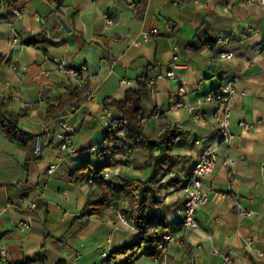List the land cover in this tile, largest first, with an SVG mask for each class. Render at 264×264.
Returning <instances> with one entry per match:
<instances>
[{
	"label": "crops",
	"instance_id": "obj_1",
	"mask_svg": "<svg viewBox=\"0 0 264 264\" xmlns=\"http://www.w3.org/2000/svg\"><path fill=\"white\" fill-rule=\"evenodd\" d=\"M10 3L15 10L7 15ZM152 28L160 32L145 38L143 33ZM224 50L235 56L212 60ZM57 57L73 67L88 66L85 86L57 69ZM148 63L154 67L145 99L146 133L158 135L163 124L184 131L175 153L186 158L166 176L170 183L159 211L169 229L164 234L176 238L161 246L163 254L169 264H264V13L247 0H0V97L23 114L20 127L36 135V146L40 135L45 146L37 152L40 159L27 163L28 150L20 140L0 130V264L42 249L51 264H120L132 254L133 264H163L161 255L143 254L145 248L107 260L134 243L140 230L124 221L122 204L101 215L89 214L90 192L99 195L100 188L81 168L97 161V146L104 143L106 123L99 118L104 98L122 99ZM174 63L177 77L162 76ZM229 78H235L237 89L232 103L235 138L225 145L218 143L214 103L202 105L201 119L190 105ZM181 84L188 88V105L172 109ZM90 86L97 89V101L86 99ZM55 117L75 127L76 152L71 156L43 134ZM242 121L257 125L246 130ZM209 147L221 159L204 177L210 197L198 211L199 229H184L185 179ZM226 156L233 159V177L223 164ZM133 157L130 165L110 167L111 179H147L152 171L142 167L147 153L137 150ZM241 206L256 213L243 216ZM249 239L257 250L248 247Z\"/></svg>",
	"mask_w": 264,
	"mask_h": 264
},
{
	"label": "trees",
	"instance_id": "obj_2",
	"mask_svg": "<svg viewBox=\"0 0 264 264\" xmlns=\"http://www.w3.org/2000/svg\"><path fill=\"white\" fill-rule=\"evenodd\" d=\"M13 2V1H12ZM14 3V2H13ZM13 3L8 5V14L15 10ZM33 42L27 41L26 43ZM154 65L148 63L141 77L136 80V86L126 89L122 99L114 96L104 98V104L115 108L114 117L106 126L104 143L97 146L100 150L95 162H88L81 167L87 172L90 183L100 188L99 195L90 192L87 203L90 215H101L111 206H121L126 219L132 221L140 230L139 238L129 245L109 254L107 260L129 250L145 248L143 254L162 257V247L166 242L164 232L168 225L159 216V211L166 200L164 188L170 183L166 176L172 174L176 167L185 160V156L175 153V147L184 131L176 125L163 124V130L151 137L146 133L142 117L147 111L145 99L151 85V72ZM23 114L8 108L5 99L0 97V130L9 139L20 140L28 150V161L40 159L42 156L36 150V135L22 129L20 120ZM45 146L41 143L40 152ZM103 148V149H102ZM137 150H143L148 157L143 161V168H151L147 179L133 175H121L106 179L104 170L112 166L130 165ZM172 182L176 179L171 177ZM133 254L120 264H133ZM6 264H51L48 255L42 249L33 256L19 261L6 259Z\"/></svg>",
	"mask_w": 264,
	"mask_h": 264
},
{
	"label": "built area",
	"instance_id": "obj_3",
	"mask_svg": "<svg viewBox=\"0 0 264 264\" xmlns=\"http://www.w3.org/2000/svg\"><path fill=\"white\" fill-rule=\"evenodd\" d=\"M199 1V0H196ZM249 3H257L262 6L264 13V0H247ZM160 31L158 28H152L149 31L143 33L145 38H149L153 34H158ZM235 56V52L232 50L221 51L217 56H213L212 60L217 59H231ZM55 62L57 64V69L70 74L80 85L85 86V71H89L87 65L81 67H73L68 64L64 58H56ZM178 63H174L162 76H166L171 79L177 77L175 72V67ZM45 74H49V71H45ZM122 83H127L126 80H122ZM236 80L235 78H229L222 82V84L214 91L209 92L205 97L201 98L197 105H190L195 118L201 119L202 112L201 107L205 102L214 103V118L216 119L218 127V143H224L225 145H230L234 138L235 133L232 131V114H233V100L236 94ZM188 88L181 84L177 91L174 100L169 105L172 109H178L187 106L188 103L185 101V95ZM86 99L89 101H97L99 99L97 89L94 86L88 87L86 90ZM115 108L105 106L100 113L99 118L106 123V126L110 124L111 119L114 117ZM145 121V117H142ZM241 125L244 129L249 130L256 127L257 121H242ZM75 132V127L68 119L63 117H55L44 125L43 134L46 138L54 140L58 147L66 153V156L73 155L76 151V146L74 144L72 134ZM42 136L37 137L36 152L40 151ZM194 161L190 175L185 179L184 183V194L185 202L183 205L184 216L181 220L182 227L184 229H199V221L197 218L198 211L209 199L210 194L204 185V177L211 172H213L219 163L220 154L215 148H207L203 151L199 157ZM223 164L229 169L230 175L233 177L232 167L233 159L230 156L224 157L222 160ZM56 169V165L51 167V171ZM104 177L106 179L110 178V169L106 168L104 170ZM92 180H90L91 182ZM225 193H223V196ZM24 200H28L32 207H36V202L30 199V197L25 196ZM239 212L241 215L250 217L254 216L256 212L253 210L246 209L245 207H240ZM124 221H126L125 215L122 216ZM175 236L171 233L164 235V240L166 242L175 241ZM248 247L251 250H257L256 244L253 239L248 240ZM263 253L260 252V255ZM163 264H169L168 255L164 253L162 256Z\"/></svg>",
	"mask_w": 264,
	"mask_h": 264
},
{
	"label": "water",
	"instance_id": "obj_4",
	"mask_svg": "<svg viewBox=\"0 0 264 264\" xmlns=\"http://www.w3.org/2000/svg\"><path fill=\"white\" fill-rule=\"evenodd\" d=\"M61 22L63 23V25H64L65 27H67V29L71 30V27L69 26V24H68V22L66 21L65 18H61Z\"/></svg>",
	"mask_w": 264,
	"mask_h": 264
},
{
	"label": "rangeland",
	"instance_id": "obj_5",
	"mask_svg": "<svg viewBox=\"0 0 264 264\" xmlns=\"http://www.w3.org/2000/svg\"><path fill=\"white\" fill-rule=\"evenodd\" d=\"M144 117V116H143ZM145 119H146V117H145ZM146 122V120L145 121H143V123H145ZM122 216H124L123 214H122Z\"/></svg>",
	"mask_w": 264,
	"mask_h": 264
}]
</instances>
